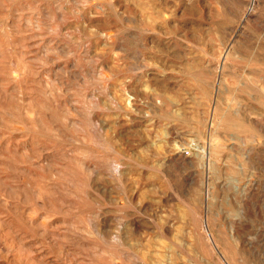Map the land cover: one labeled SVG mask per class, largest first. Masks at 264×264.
Listing matches in <instances>:
<instances>
[{
	"label": "rangeland",
	"instance_id": "rangeland-1",
	"mask_svg": "<svg viewBox=\"0 0 264 264\" xmlns=\"http://www.w3.org/2000/svg\"><path fill=\"white\" fill-rule=\"evenodd\" d=\"M0 264H264V0H0Z\"/></svg>",
	"mask_w": 264,
	"mask_h": 264
},
{
	"label": "bare ground",
	"instance_id": "bare-ground-1",
	"mask_svg": "<svg viewBox=\"0 0 264 264\" xmlns=\"http://www.w3.org/2000/svg\"><path fill=\"white\" fill-rule=\"evenodd\" d=\"M204 229V228H203ZM203 261H205V256H202Z\"/></svg>",
	"mask_w": 264,
	"mask_h": 264
}]
</instances>
